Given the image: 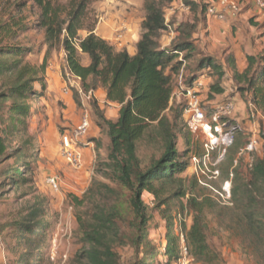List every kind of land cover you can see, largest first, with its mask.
I'll use <instances>...</instances> for the list:
<instances>
[{
	"label": "rangeland",
	"instance_id": "obj_1",
	"mask_svg": "<svg viewBox=\"0 0 264 264\" xmlns=\"http://www.w3.org/2000/svg\"><path fill=\"white\" fill-rule=\"evenodd\" d=\"M144 1L109 0L111 4L116 3L124 7L123 16L132 18L146 16ZM253 1L256 0H235L239 6L236 13L243 11L246 5L252 6ZM95 3L92 4V9L100 16L102 13L96 9ZM40 14L41 9L35 0H0V29L3 25H8L7 27L11 29L10 33L5 30L1 32V60L16 61L18 65L43 61L47 46L44 42L45 29L38 24ZM192 15L194 12L185 3V0H174L166 7V18L171 25L169 30H173L182 21L190 20ZM255 17L253 16V19ZM16 22L18 25L15 24ZM258 23L260 24L259 21H256V24ZM256 27L259 31L261 28L264 30V22L262 27L257 25ZM6 45L18 47L25 52V55L15 58L3 56L1 50ZM78 57L81 63L87 62L86 57L80 51ZM66 64L64 50L53 52L49 68H46L44 74L45 89L42 90L41 85L35 83L33 91H39L40 96L35 94L29 96L28 101L32 114L28 122V135L19 138L22 136L18 132V138H12L10 141L13 153L17 149H24V152L13 154L0 167L1 171H4L0 181V264H18L25 258L29 259V264H86V250L89 245L83 238L81 225L89 226L96 211L101 208L109 209L113 203L112 197L102 184L105 183L112 187L115 184L96 170L97 161L106 158V156L96 158L90 175H81V168H73L63 157L61 136L80 123L85 111H88L95 121L96 109L99 108L107 118L114 120L119 107L114 106V103L105 102L101 95L91 98L83 95L90 90H83L81 93V80L73 75H63ZM227 64L229 66L224 69L222 77V83H225L229 89L227 96H223L219 100H215V97L207 98L210 96L209 86L217 79V75L215 76L213 72L207 73V76L212 77H209L207 89L204 87L201 90L202 105L206 107L210 116L215 105L231 101L234 104V117L237 102L230 97L240 93L245 104V114L240 116L238 112L240 120L233 117L230 119L234 123H240L243 131L238 134L236 142L228 148L226 155L221 160H218L220 153L216 151L207 165L203 163L199 165L194 162L193 158L194 156H203L205 152L204 136L191 132L187 128L184 118L179 120L178 149L181 159L189 164L179 177L184 181L188 192L187 196L179 199L174 195L170 196V191L162 194L161 199L166 200L161 202V199L152 193L145 192L143 199L151 217L148 223V233L141 238L143 244L138 245L133 238V230L130 225L132 218L120 220L122 237L112 242L114 250L118 254L119 264H138L147 255H151L150 264H201L189 252L184 232V225L189 230L195 220V212L187 207V199L193 195L207 196L213 201L211 203H214V205L206 207L203 225H206L205 233L208 243L222 256L224 263L262 264L259 261V253L252 245L256 236L249 230L246 219H243L241 208H237V198L233 193L235 185L241 188L242 184L251 179L250 172L254 162L264 156V105L254 100V91L248 89L249 86L245 81H239L236 76L237 72L230 62ZM261 65L263 64H256L255 70L259 69ZM51 71L58 72L59 83H54V78L52 81ZM60 71L62 74L59 73ZM15 79V68L0 74V95L8 94ZM61 86L64 87L62 91L68 92L69 95L60 94ZM97 90L101 92L104 88L99 87L94 91ZM77 91L80 103H77L74 97ZM185 102L183 96L175 95L170 105L173 110L182 109ZM10 104L9 99L2 101L5 119L10 115ZM173 110H168L167 113L172 116ZM7 124L6 120L0 122V134L1 129L5 128ZM252 139L257 140L255 151L244 157L239 156L240 150ZM25 140L28 141L26 144ZM24 155H26V162L19 161ZM141 155L146 160L152 156L159 157L160 149L155 148L154 145L145 144ZM12 167L20 168L23 175L18 179L16 185L10 187L11 178L16 174L14 172L6 174V172L13 169ZM214 170L219 171L216 177H213ZM53 176L60 179L57 190L50 187L47 182L48 178ZM229 179L232 180V201L226 205L217 199V194L211 187L221 191ZM99 190H102V193ZM74 197L82 198V204L79 205ZM261 197L264 203V192ZM262 214L264 220V208ZM38 222H41L42 226L35 229L33 234L26 230L27 226L35 225ZM168 234L175 237L178 245L180 258L177 262L176 260L170 262L166 254ZM19 264L23 263L19 262Z\"/></svg>",
	"mask_w": 264,
	"mask_h": 264
},
{
	"label": "trees",
	"instance_id": "obj_2",
	"mask_svg": "<svg viewBox=\"0 0 264 264\" xmlns=\"http://www.w3.org/2000/svg\"><path fill=\"white\" fill-rule=\"evenodd\" d=\"M35 1L41 9L38 24L45 29L44 42L47 51L43 61L18 65L16 61L8 62L0 58V74L14 68L16 70V79L8 94L0 95V122H8L0 134V167L13 154L24 152V149H17L13 153L10 141L17 137L18 132L22 136L19 138L28 135V122L32 114L29 96H40L39 91H33V85L38 83L42 90L45 89L44 74L51 55L55 51L64 50L67 66L64 67L63 75L79 78L84 91L103 87L106 101L120 105L117 120L107 118L99 108L96 109L95 120L109 139L106 158L97 161L96 170L115 184L113 187L102 184L112 197L113 203L109 209L101 208L96 211L89 226L81 225L83 238L89 245L86 250V264H119L112 242L122 237L120 220L132 218L130 225L138 245L143 244L141 238L148 233L151 217L143 194L149 192L161 199L162 194L171 191L170 196L183 199L188 193L184 181L179 177L189 166L187 161L181 159L178 149L179 120L184 118L185 121L184 107L173 110L170 105L178 88V75L184 65L178 52H183V59L186 61L185 78L188 85H192L200 76L212 77L207 76V73L213 72L217 75L216 81L209 86L210 96H206L207 98H213L225 91L222 86L224 68L212 55L203 53L195 43L193 34L198 27L197 14L193 20L182 21L173 29L176 35L170 48L162 46L163 35L171 26L166 18V7L174 0L144 1L146 16L141 23V36L134 55L127 50L118 51L109 41L95 33L99 15L92 9V4L99 0ZM185 3L194 13L209 12V8L214 5L194 0H185ZM199 8L200 11L197 12ZM15 24L18 25V22ZM7 26H2L0 36L4 30L11 32ZM82 30L88 31V35L81 37ZM79 48L89 55V65L81 63L78 57ZM1 52L6 57L25 55L23 50L15 46L6 45ZM247 58L248 67L244 72L238 70L234 59L231 58L229 62L237 72V79L245 81L248 89L254 91V100L264 105V66L261 65L255 70L256 64H263L264 55H248ZM74 97L80 103L78 91ZM4 99L11 101L10 115L6 119L2 107ZM168 110H173L172 116L167 113ZM27 140L24 141L25 144ZM145 144L159 148V157L152 156L146 160L141 155ZM25 160L26 155L19 161L26 162ZM12 168L6 172L16 174L11 178L10 187L16 185L23 175L20 168ZM2 175L4 171L0 169V181ZM250 176L251 179L242 184L241 188L235 185L233 194L249 230L256 236L252 245L259 253L260 263L264 264V203L261 199L264 192V156L254 162ZM99 191L102 193V190ZM74 200L79 205L83 202L79 197H74ZM165 200L161 199V202ZM211 202L213 201L209 197L201 195H193L187 199V207L195 212V220L189 230L184 225L186 243L197 262L225 264L222 256L208 243L206 225H203L206 207L214 205ZM41 226L42 223L38 222L27 226L26 230L33 234ZM166 243V254L170 262H177L180 257L175 237L168 234ZM149 258L151 255L143 257L138 264H150ZM19 262L29 264V259Z\"/></svg>",
	"mask_w": 264,
	"mask_h": 264
},
{
	"label": "crops",
	"instance_id": "obj_3",
	"mask_svg": "<svg viewBox=\"0 0 264 264\" xmlns=\"http://www.w3.org/2000/svg\"><path fill=\"white\" fill-rule=\"evenodd\" d=\"M198 3L206 4H216L219 9L222 8L220 0H194ZM235 1V0H230ZM253 5L244 6L243 11L240 13H235L229 9L225 11V18L220 19L216 15L209 13L198 12L192 15L190 20L198 16L199 22L196 32L193 34L195 43L198 48L207 55H212L216 62L220 63L224 69H227L229 64H227L230 59H234L235 64L240 72H243L248 67V55H259L264 54V30L263 28L257 30V26L262 27L264 22V12L253 1ZM96 9L101 11L99 16V21L95 29V33L103 39L109 41L118 51L127 50L131 55L137 52V43L141 36V23L145 19L143 18H132L123 16L124 7L119 6L116 3L111 4L109 0H99L96 3ZM99 4V5H97ZM183 6V4H181ZM253 16H256L253 19ZM168 21V19H167ZM256 21L260 24H256ZM81 37L88 35V31L82 30L80 32ZM176 33L174 30L166 31L163 35L162 46L164 48H170L171 42L175 37ZM236 35V36H235ZM79 51L87 59V62L83 65L87 66L90 64V57L87 53ZM262 52V53H261ZM67 66V64L65 65ZM264 66V62H263ZM49 66L47 67V69ZM52 72V81L54 78V83H59L58 72ZM62 74V72H59ZM203 78L204 87L209 83V78ZM63 86V83L61 82ZM61 86L60 94L69 95L68 92L64 93L62 90L64 87ZM225 91L221 94L215 95V100L222 99L223 96H227L229 89L225 83H222ZM102 96V99L106 101V91L101 92L97 90L95 96ZM240 93H236L234 97H230L236 100L237 110L234 114L235 119L240 120L238 117V112L240 116L245 114V104L241 98ZM229 98V99H230ZM72 102V100H70ZM109 103V102H108ZM113 104V103H112ZM114 106L119 107L117 104ZM119 109L116 113L115 119L119 117ZM109 139L101 128L93 120V124L89 135L87 136L86 143L84 144L83 154L84 163L81 167V175H90L93 170L96 158L106 156V147L108 145Z\"/></svg>",
	"mask_w": 264,
	"mask_h": 264
},
{
	"label": "built area",
	"instance_id": "obj_4",
	"mask_svg": "<svg viewBox=\"0 0 264 264\" xmlns=\"http://www.w3.org/2000/svg\"><path fill=\"white\" fill-rule=\"evenodd\" d=\"M222 8L219 9L216 4L209 8V13L216 15L220 19L225 18V11L229 9L233 12L238 11V4L235 1L220 0ZM256 4L264 12V0H256ZM188 9V7H187ZM171 28V26H169ZM177 52V51H175ZM179 59L184 62L181 73L178 75V91L174 94L177 97L183 96L186 100L184 105V117L187 128L196 134L204 136V154L202 157L194 156L193 160L197 164L207 165L212 159V155L219 151L221 160L227 153L228 148L235 142L237 135L243 131L240 123H234L230 118L233 117L234 104L231 101L223 102L213 107L214 111L209 116L206 107L202 105L201 90L204 88L203 78L200 76L192 85L186 83L185 66L183 52H178ZM77 78V77H75ZM79 79V78H77ZM83 89L81 88V93ZM83 95L91 98L95 96V91L90 90ZM93 119L88 111H85L80 123L71 131H66L61 136V153L66 161L76 169H80L84 163L83 148L87 136L90 133ZM257 140L252 139L239 152V156L250 155L255 151ZM213 177L219 174L214 170ZM48 184L53 189H59L60 179L57 176L49 177ZM207 185V184H206ZM232 180L225 182L221 191L211 187L216 192V197L222 204H230L232 201Z\"/></svg>",
	"mask_w": 264,
	"mask_h": 264
}]
</instances>
